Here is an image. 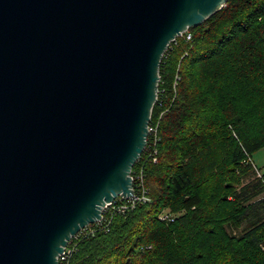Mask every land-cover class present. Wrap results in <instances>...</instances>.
I'll return each instance as SVG.
<instances>
[{"label": "water", "instance_id": "1", "mask_svg": "<svg viewBox=\"0 0 264 264\" xmlns=\"http://www.w3.org/2000/svg\"><path fill=\"white\" fill-rule=\"evenodd\" d=\"M228 0H0V264H59L134 195L171 42Z\"/></svg>", "mask_w": 264, "mask_h": 264}, {"label": "trees", "instance_id": "2", "mask_svg": "<svg viewBox=\"0 0 264 264\" xmlns=\"http://www.w3.org/2000/svg\"><path fill=\"white\" fill-rule=\"evenodd\" d=\"M158 91L157 141L131 172L150 201L103 212L69 263L264 264V174L252 164L264 148V0H228L171 42Z\"/></svg>", "mask_w": 264, "mask_h": 264}, {"label": "built area", "instance_id": "3", "mask_svg": "<svg viewBox=\"0 0 264 264\" xmlns=\"http://www.w3.org/2000/svg\"><path fill=\"white\" fill-rule=\"evenodd\" d=\"M184 34H186V33H184ZM183 35H181L180 37H182ZM185 39H186V41H191V36L189 34H187L185 36ZM157 101H158V93H157L156 102ZM162 114H163V112H162ZM161 115H160V117H161ZM156 130H157V127L150 125V122H149L148 137L149 136L152 137V139L150 141V146H154L156 141H157ZM147 141H148V138H147ZM155 155H156V150H155V148H153L152 152L147 156V159L151 160L152 162H156ZM139 160H140V158H139ZM132 180H133L134 195L132 197H130L129 199H126V200L120 199V198L115 200L111 204L106 205V207L103 209V212H106L110 215H113L114 213H125L128 210L134 209L139 204H144V203H147L150 201V199L147 195L148 191H147V189L144 185V182H143L141 171L138 174H136L135 178H132ZM134 184H135V187H134ZM102 219H103V213H102ZM160 219L164 220V221L165 220L170 221V222L173 221V217H171L169 215H164ZM101 222H102V220L96 224H100ZM77 237H78V234L76 236H74L68 242L66 248L64 249V251L61 253V255L58 258L59 264H70L69 262H70V259L72 257V254H74V252H76V250H77L76 249V242H73V240H77Z\"/></svg>", "mask_w": 264, "mask_h": 264}, {"label": "rangeland", "instance_id": "4", "mask_svg": "<svg viewBox=\"0 0 264 264\" xmlns=\"http://www.w3.org/2000/svg\"><path fill=\"white\" fill-rule=\"evenodd\" d=\"M252 164L254 166L256 176L261 178L264 174V148L253 155ZM164 215H169L173 218L177 217V215H171L168 210H164L163 213L160 214L159 219ZM262 249H264V246L262 247Z\"/></svg>", "mask_w": 264, "mask_h": 264}]
</instances>
